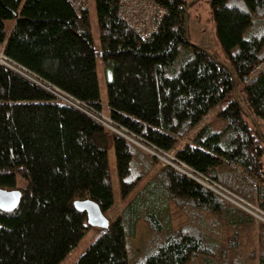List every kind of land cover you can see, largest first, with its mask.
<instances>
[{
	"label": "trees",
	"instance_id": "obj_1",
	"mask_svg": "<svg viewBox=\"0 0 264 264\" xmlns=\"http://www.w3.org/2000/svg\"><path fill=\"white\" fill-rule=\"evenodd\" d=\"M156 1L141 39L119 0H94L97 54L86 7L0 0V188L20 190L0 210V264H60L89 228L73 202L108 211V140L121 198L139 188L72 264H264V221L208 187L264 217V69L242 81L264 60V0H209L224 61L188 37L197 0Z\"/></svg>",
	"mask_w": 264,
	"mask_h": 264
},
{
	"label": "rangeland",
	"instance_id": "obj_2",
	"mask_svg": "<svg viewBox=\"0 0 264 264\" xmlns=\"http://www.w3.org/2000/svg\"><path fill=\"white\" fill-rule=\"evenodd\" d=\"M87 10H88L89 20H90V31H91V36H92L93 47L96 53L98 54L99 42H98V33H97L96 21H95L94 0H87ZM213 28L214 26H213V20L211 16L210 7H209V0H197L195 4L189 7L188 9V21H187L188 37L192 43H198L201 41H198L196 39L197 36L198 35L203 36L204 40H208L210 50L215 54V56L219 60L224 61L226 57L224 53L222 52V49L220 48L219 44L215 40ZM212 30L213 32H211ZM199 31L201 34H199ZM195 34L197 35L195 36ZM0 62H2L1 57H0ZM95 68H96V74H97L99 102L102 107V113L106 115V111H105L106 81H107V78H109V71L105 70L104 65L102 64L100 58L98 57L95 58ZM223 104L224 103H222V105ZM139 146L142 149H145L148 151V149L144 148L143 146L141 145ZM155 153L158 155V157L156 156L155 157L158 159L159 165L163 163H169V164L172 163V161L170 160L171 159L170 153H166V154L159 153V152L158 153L155 152ZM106 155H107V165H108V171H109V176H110V185H111L113 203H112V206L108 209V211L104 214V216L108 219V222H112L114 218L119 214L124 204L135 193V190L139 188V185L135 189H133L128 196H126L125 198H121L120 193H119V187H118V176H117L116 169H115L114 151H113L112 143L110 140H108L107 142ZM25 185H26V181L21 176L16 175L15 176V186L22 188ZM208 186L212 189L214 188L211 185H208ZM231 198L233 201L232 202L230 201V202L233 203L234 205H237L236 203H238V201L235 200L233 197ZM241 205L243 206L242 209H244V205L243 204ZM245 211L249 212V210H245ZM255 218L259 219L256 216ZM102 231H103L102 228L89 226L85 234L79 240L78 244L67 254L66 258L62 260L60 264L74 263L77 260V258L84 252L86 247Z\"/></svg>",
	"mask_w": 264,
	"mask_h": 264
},
{
	"label": "built area",
	"instance_id": "obj_3",
	"mask_svg": "<svg viewBox=\"0 0 264 264\" xmlns=\"http://www.w3.org/2000/svg\"><path fill=\"white\" fill-rule=\"evenodd\" d=\"M71 6L77 11L85 7L87 0H68ZM118 13L122 20L129 25L133 31L141 39H146L149 37L158 27L164 14L165 8L159 4L156 0H119L118 2ZM264 69V60L254 66L247 74L242 76V81L244 83H250L257 77L258 73ZM102 124L107 125V118L100 116L97 118ZM109 126V125H107ZM110 127V126H109ZM152 152V151H150ZM154 155L156 153L152 152ZM157 155V154H156ZM158 157V155L156 156ZM247 181L255 185L254 181L247 178ZM209 187V186H208ZM210 188V187H209ZM212 189V188H210ZM217 194L223 196L229 201H233L232 198L217 188L212 189ZM241 208L243 207L239 202L236 203ZM244 210H249V212L258 217L260 220L264 221V217L260 216L256 210H252L250 207L244 204Z\"/></svg>",
	"mask_w": 264,
	"mask_h": 264
},
{
	"label": "water",
	"instance_id": "obj_4",
	"mask_svg": "<svg viewBox=\"0 0 264 264\" xmlns=\"http://www.w3.org/2000/svg\"><path fill=\"white\" fill-rule=\"evenodd\" d=\"M24 76L28 77L27 75H24ZM29 79L35 82L34 79L32 78H29ZM118 133H120L124 137H127L121 132H118ZM129 139L132 142L134 141L131 138ZM154 156H157V155L155 154ZM19 199H20L19 189L13 188V189L7 190V189L0 188V210L1 211L9 212V211L14 210L19 202ZM73 206L76 210L83 211L86 214V224L88 226L98 227L102 229H105L108 227V224H109L108 219L103 215L98 205L94 203L93 201L89 199L76 200L73 202Z\"/></svg>",
	"mask_w": 264,
	"mask_h": 264
},
{
	"label": "crops",
	"instance_id": "obj_5",
	"mask_svg": "<svg viewBox=\"0 0 264 264\" xmlns=\"http://www.w3.org/2000/svg\"><path fill=\"white\" fill-rule=\"evenodd\" d=\"M195 4V3H194ZM193 4V5H194ZM192 5V6H193ZM85 7L87 8V3H86V5H85ZM191 7V6H190ZM198 22V21H197ZM211 32H213V30L211 31ZM199 34H201L200 33V31H199ZM197 34H195V36H196ZM198 41H201V42H198L199 44H202V45H204V46H206L209 50H210V46H209V42H208V40H204L203 39V36H201V35H198L197 36V38H196Z\"/></svg>",
	"mask_w": 264,
	"mask_h": 264
},
{
	"label": "bare ground",
	"instance_id": "obj_6",
	"mask_svg": "<svg viewBox=\"0 0 264 264\" xmlns=\"http://www.w3.org/2000/svg\"><path fill=\"white\" fill-rule=\"evenodd\" d=\"M125 138H128L129 139V137H125ZM130 140V139H129Z\"/></svg>",
	"mask_w": 264,
	"mask_h": 264
}]
</instances>
